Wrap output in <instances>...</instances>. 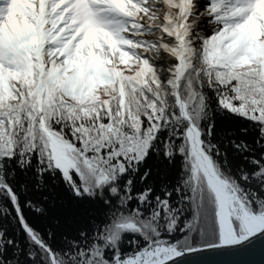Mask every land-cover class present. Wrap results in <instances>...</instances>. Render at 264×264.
I'll return each instance as SVG.
<instances>
[{
    "label": "snow or ice",
    "instance_id": "obj_1",
    "mask_svg": "<svg viewBox=\"0 0 264 264\" xmlns=\"http://www.w3.org/2000/svg\"><path fill=\"white\" fill-rule=\"evenodd\" d=\"M257 241L264 0H0V264Z\"/></svg>",
    "mask_w": 264,
    "mask_h": 264
},
{
    "label": "water",
    "instance_id": "obj_2",
    "mask_svg": "<svg viewBox=\"0 0 264 264\" xmlns=\"http://www.w3.org/2000/svg\"><path fill=\"white\" fill-rule=\"evenodd\" d=\"M220 258L230 261V264H264V241H257L247 249Z\"/></svg>",
    "mask_w": 264,
    "mask_h": 264
}]
</instances>
